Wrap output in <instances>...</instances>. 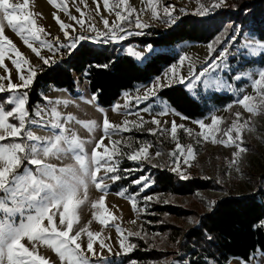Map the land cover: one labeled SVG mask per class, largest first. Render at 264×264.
<instances>
[{
	"label": "rangeland",
	"instance_id": "374dc122",
	"mask_svg": "<svg viewBox=\"0 0 264 264\" xmlns=\"http://www.w3.org/2000/svg\"><path fill=\"white\" fill-rule=\"evenodd\" d=\"M243 1L223 0L221 7L214 8L208 15L201 16L198 14L201 5L211 8L219 0H129L126 5H119V0H109L110 5H119L117 9L111 11L104 6L103 0H29V8L26 11L33 13L36 26L43 29V31L39 33L40 39L37 40L27 31L21 33L12 30L5 22L4 34L13 42L15 47L5 52V60L0 62V77L8 76L10 70V80L0 79V83L4 84L5 87L9 82L20 83L18 79L19 70L11 63V58L14 57L16 50L30 62L31 67L37 71V74L45 68L42 60L32 48L27 46L25 40L33 48L38 49L43 57L54 59L66 57V51L61 50L59 54H55L54 49H50L44 44V41L55 43L56 38H59L62 43L68 42V38L63 34L65 30L60 27V23L55 19L57 16L60 17L61 21L70 25L69 34L75 36L83 30L79 24L73 21L72 17H76L77 20H84L86 22L85 28H87V23H93L98 29L104 31L103 19H108L111 25L113 21L118 20L115 16L116 10L127 15L129 11L135 9V15L132 17L133 21L138 15L141 21L150 25V27L142 30L136 29L134 24H125V27L131 31L146 32V30L153 27L169 28L189 14L197 17H210L225 10H234L236 7V10H238L241 9ZM259 1H262L263 5L258 9L257 7L252 8L251 16L247 19L246 24H244L245 15L242 14L239 21L234 20L235 23L231 20L225 21L220 33L215 35L208 43L186 40L178 44L175 48V52L179 56L176 62L167 67L161 75L155 77L150 83L143 84L134 91L124 92L110 107L98 104L95 95L88 88L87 81L82 78H77L78 85L74 94L66 88L52 87L44 95V98L47 97V99H43V101L33 106V109L39 108L42 110L43 119L33 115H30V119H38L41 123L43 120L54 119L51 116V109L55 107L61 113L62 125L84 142V153L89 158H91L95 144L104 137L103 120L105 116L112 124H122L126 119L139 122L141 116L145 121H148L144 125L143 131L133 130L131 132L112 133L110 130L109 136L104 138L101 147L96 149L103 152L104 146H107L111 151L113 150L112 142L120 141V144L115 145V148L119 149L114 157L117 172L106 174L105 168L102 167L97 174V176H105L104 184L107 185V188L104 190L97 189L95 182L90 177H84L87 184L86 194L84 186H81L78 195L83 203L77 208V220L74 222L73 232L70 234L75 235L76 232L85 229L81 232L80 239L77 242L82 245V250H85L91 264H130L133 260L139 264L140 260H136L132 254L136 250L144 248L157 249L161 253L159 257L149 259L148 264H188L187 261L177 258L181 240L179 242L174 241L173 229L160 228V224L172 223L187 229L197 224L196 213H207L212 210L214 203L211 202H217L230 195H251L260 188L264 190V92L257 89L254 84L259 71L264 69V47H262L264 40L259 35L262 29L260 19L264 17V1ZM12 2L23 3V0H12ZM97 3L99 4L98 11ZM166 6L171 14L170 16L165 13ZM228 17L230 18V15ZM231 18H233V15H231ZM172 20H175V23H172ZM73 29L75 30L73 31ZM234 31L237 39L235 41L229 40L228 38ZM83 34L90 37L89 41H104L107 39L106 37L95 36L91 31H83ZM135 36H129L123 41H112V43H119L126 52L129 48H132L133 51L143 53V58H138L142 61L150 54L151 47L131 45L128 41L133 40ZM4 47L9 48V45L5 43ZM222 49L228 50V57L226 61L220 62L218 70L210 72L199 81L192 80L191 88L187 86V83L182 85L195 97H198L201 92L205 95L211 93L231 94L233 96L232 101L226 106L213 108L207 116L202 118L187 117V119H184L185 115L179 113L159 96V92L163 87L157 89L158 94L155 99L141 103L139 105L140 110H138L135 97L143 96L156 83L157 78H159L161 84L169 86L180 84L175 77L169 80V73L172 71L173 66H176L177 76L183 75L187 81V78L191 77L193 72L199 73L206 63H211L210 57L220 53ZM182 58L183 63L181 64ZM22 66L25 69V75H27L29 64H22ZM206 84L210 87H206ZM7 95V93L0 95V99ZM243 95L252 97L251 100L246 102L253 109L251 112L238 103ZM146 106L151 108L150 112L142 111ZM165 106L168 107V112L160 115L161 109ZM32 110H30V113ZM236 113H240L239 118H237ZM67 116H71L72 120H66L65 117ZM154 116L162 121L160 128L166 129L165 131L157 130L154 134L147 131V129L157 127L150 122ZM217 116L222 118L217 126L219 130L214 133L217 140L227 139L224 133L232 128L234 123L241 128L242 147L246 151L242 152L240 157L234 156V153L238 150L236 145L226 146L222 143H213L211 135L205 141L199 135L203 130L199 128L196 121L211 124L212 118ZM172 121H175L177 125H185V129L178 128L175 140L172 139L170 131ZM187 128L193 130L191 136L188 135ZM27 130L44 138L59 134L63 129L33 126ZM236 135V132L233 131L232 136L235 138ZM110 136H113V138H110ZM69 139H71V136H69ZM197 141L199 142L197 143ZM141 142L151 145L149 149L151 164L158 165V167H149L148 162L129 161L120 154H130L140 146ZM177 143L184 145L185 149L187 145L192 144L195 159L185 164L184 157L180 156V150L176 148ZM79 151L77 149L75 152L66 154L59 159L49 157L46 158V162L53 163L58 168L78 167L75 155ZM156 152H160L161 155L156 156ZM172 152L177 153L175 158L171 155ZM176 163L180 164L181 169L189 178L199 177L211 181L214 185L208 188L195 189L189 195H176L168 192L146 193L151 187L143 192L139 191V186L137 191L132 188L134 185L132 181L141 175L150 176L153 180L151 175L153 169H167L178 175L172 171ZM137 167L143 168L144 171L127 172L129 169ZM128 173L135 175L134 180L130 183L131 185L119 187L117 191H111L112 185L116 184L113 183L115 181L110 177L116 174L123 177V174L126 176ZM149 195L153 199L146 202L145 197ZM133 196L136 199L135 206L132 203ZM100 199L104 200L103 208L96 204ZM156 203H172L191 209L195 214L178 217L168 213H160L153 209ZM98 212L105 213L106 223H100L97 218ZM152 216H158L159 219H153ZM55 219L59 226L58 214ZM118 228L123 230L125 236L129 232L139 231L141 233L140 237L130 236L126 241V243L130 242L137 246L133 252L124 253V250L119 246L121 236L117 231ZM87 231L101 233V236L93 244L95 255L86 251ZM101 240L111 247V251L108 248L102 249L100 247ZM22 243H25L30 249L33 248L27 238H24ZM34 251L38 255L44 256L50 264H69L68 261H61L54 248L50 245H44L42 241L35 245ZM124 257L126 263H124ZM262 260H264V251L257 250L250 260L235 256L231 257L227 264H261ZM5 264H7L6 261ZM210 264L219 263L211 261Z\"/></svg>",
	"mask_w": 264,
	"mask_h": 264
},
{
	"label": "snow or ice",
	"instance_id": "6c2138e0",
	"mask_svg": "<svg viewBox=\"0 0 264 264\" xmlns=\"http://www.w3.org/2000/svg\"><path fill=\"white\" fill-rule=\"evenodd\" d=\"M128 2L129 0H119V5H126ZM103 4L110 11L119 7V5H110L109 0H103ZM222 4L223 0H219L211 8L201 5L198 9V14L201 16L208 15L212 9L219 8ZM28 8L29 0H23V3H13L12 0H0V62L5 60V52L15 47L13 42L4 34L5 22L14 31L21 33L27 31L37 40L40 39L39 33L43 29L36 26L33 13L26 11ZM98 10L99 4L97 3ZM135 12L136 10L132 9L127 15H124L121 11L116 10L117 21H113L110 25L108 19H103L104 31L98 29L93 23H87V28H85L86 22L84 20H77L76 17H72V19L80 25L83 31H91L95 36L106 37L107 39L103 42L111 43L112 41H123L129 36L145 34L143 31H131L125 27V24H134L135 28L140 30L150 27V25L143 23L138 15L133 21L132 17ZM165 13L169 16L171 15L167 6ZM81 15L83 16L82 12ZM55 19L60 23V27L65 30L63 34L68 38V42L62 43L59 38H56L55 43L44 41L48 48L54 49L55 54H59L61 50H64L70 58L92 54L89 50L84 49V43L90 39L89 36L84 35L83 31L78 35L72 36L68 31L70 25L61 21L59 16L55 17ZM171 22L175 23V20ZM228 39L233 41L237 39L235 31ZM5 43L9 45V48L4 47ZM25 43L42 60L43 65L49 66L53 72L63 70L62 59L43 57L38 49L28 44L27 40H25ZM262 47H264V44H262ZM128 52L135 58L142 59L144 56L143 53L133 51L132 48H129ZM227 57L228 50L222 49L220 53L210 57L211 63H206L199 73L193 72V75L187 78V81L183 75L177 76L175 72L176 66H173L172 71L169 73V80L175 77L178 83H187V86L191 88L192 80L199 81L210 72L218 70L220 62L226 61ZM11 63L19 70L18 79L20 83L9 82L7 87L0 83V95L8 94L3 99H0V264H5V261L7 264H50L44 256L38 255L34 251L35 245L41 241L44 245H50L54 248L55 252L59 254L61 261H68L69 264H91L85 254V250H82V245L77 242L80 239L81 232L85 231V229H81L75 235L70 234L73 232L74 222L77 220V208L83 203V200L78 195L81 186H84L86 194L87 184L84 177H90L95 182L97 189L104 190L107 188V185L104 184L105 176H97V174L102 167L105 168L106 174L117 172L114 157L119 152V149H116L115 145L120 144V141L112 142L113 150L111 151L107 146H104L103 152L96 149L101 147L104 138L109 136L110 130L112 133L131 132L133 130L143 131L144 125L148 121H145L141 116L139 122L126 119L122 124H112L105 116L103 120L104 137L95 144L91 158H89L84 153V142L62 125L60 120L61 113L55 107L51 109V116L54 118L52 120H43L41 123L38 119H30V115L43 119L41 109L35 108L30 113L28 107L30 101L28 89L35 82L37 71L31 67L30 62L18 50L15 51L14 57L11 58ZM182 63L183 58L181 59ZM22 64H29L27 75H25V69ZM100 67L107 68L109 65H100ZM0 79L10 80V70L8 76L0 77ZM254 84L257 89L264 92V69L259 71L258 78L254 80ZM167 86L169 85L161 84L159 78H157L156 83L143 96L135 97L138 110H140L139 105L141 103L157 97V89ZM206 87H210V85L206 84ZM44 99H47V97ZM251 99L252 97L243 95L238 103L251 112L253 109L246 103ZM142 111L150 112L151 108L146 106ZM167 112L168 107L165 106L161 109L160 115H164ZM236 116L239 118L240 113H236ZM65 119L72 120V117L67 116ZM184 119H187V117ZM221 119L218 116L213 117L211 124L196 121L199 128L203 130L199 135L205 141L211 135L213 143H222L226 146L236 145L238 150L234 153V156L240 157L241 153L246 151L242 147L241 128L234 123L232 128L224 133L227 139L217 140L214 133L219 130L217 126ZM150 122L157 126L155 129H147L150 134H154L157 130L161 132L166 130L160 128L162 121L155 116ZM33 126L63 130L52 137L42 138L27 130ZM178 128L185 129V125H177L175 121H172L170 131L173 140L177 137ZM186 131L189 136L192 135L193 130L191 128H187ZM233 131L237 134L235 138L232 136ZM69 136H71V139H69ZM65 144L67 146H64ZM150 147L151 145L141 142L140 146L130 154H120L129 161L148 162L149 167H158V165L151 164ZM176 148L180 150V156L184 157L185 164L195 159L192 144L187 145L185 149L184 145L177 143ZM77 149L80 150L75 155L78 167L67 166L58 168L55 164L46 162V158L56 157L59 159L66 154L75 152ZM160 155V152H156V156ZM171 155L175 158L177 153L172 152ZM143 171L144 169L139 167L127 170V172ZM172 171L176 172L181 179H189V176L181 169L179 163L175 164ZM110 178L113 181H118L123 177L116 174ZM132 183L138 185L139 191L143 192L149 189L154 181L150 176L141 175ZM152 199L151 195L145 197L146 202ZM132 203L133 206L136 205L135 196L132 197ZM96 204L103 208L104 200L100 199ZM57 214L59 215V226L55 219ZM97 218L101 224L106 223L105 213L98 212ZM117 231L121 236L119 246L124 250V253L133 252L137 246L130 242L126 243V241L130 236L140 237L141 233L139 231L129 232L125 236L122 229L118 228ZM100 236V232L87 231V252L95 255L93 244ZM24 238H27L33 245L32 249L22 243ZM100 247L102 249L108 248L111 251V247L105 244L103 240L100 241ZM130 264H138V262L133 260ZM261 264H264V260H262Z\"/></svg>",
	"mask_w": 264,
	"mask_h": 264
},
{
	"label": "trees",
	"instance_id": "16d2710c",
	"mask_svg": "<svg viewBox=\"0 0 264 264\" xmlns=\"http://www.w3.org/2000/svg\"><path fill=\"white\" fill-rule=\"evenodd\" d=\"M258 1L244 0L241 9L236 10V7L234 10H225L210 17L189 14L166 29L149 28L145 34L136 35L133 40L128 41L131 45L151 47L150 54L142 61L124 51L119 43L87 40L84 49L89 50L91 55L72 58L66 55L57 59L63 61L62 71L53 72L49 66H45L37 74L35 82L28 89V107L32 110L36 103L43 101L44 95L52 87L66 88L74 94L78 85L77 78L87 81L88 88L95 95L99 105L110 107L124 92L134 91L139 86L150 83L176 62L179 56L175 48L181 42L191 40L208 43L220 33L225 21H239L242 14L245 15L246 24L252 8L258 9L263 5L262 1ZM260 21L262 29L259 35L264 40V17ZM105 64L109 67H100ZM159 96L179 113L193 119L207 116L213 108L224 107L233 98L231 94L205 95L203 92L195 97L182 84L164 87ZM151 175L154 183L146 193L189 195L195 189L214 185L211 181L199 177L181 179L167 169H153ZM134 177L131 173L126 176L123 174L122 179L113 182L116 185H112L111 191L131 185ZM137 187L138 185L132 186L135 191L138 190ZM153 209L178 217L195 214L191 209L172 203H156ZM195 216L197 224L187 229L172 223L159 225L163 229H173V240H181L177 258L187 261L188 264H210L211 261L227 264L231 257L250 260L257 250L264 251V190L261 188L251 195L224 197L213 204L211 211L199 212ZM152 218L159 219L158 216ZM132 255L136 260H140L139 264H148L149 259L157 258L161 253L157 249L144 248L136 250Z\"/></svg>",
	"mask_w": 264,
	"mask_h": 264
},
{
	"label": "bare ground",
	"instance_id": "6f19581e",
	"mask_svg": "<svg viewBox=\"0 0 264 264\" xmlns=\"http://www.w3.org/2000/svg\"><path fill=\"white\" fill-rule=\"evenodd\" d=\"M110 138H113V136H110Z\"/></svg>",
	"mask_w": 264,
	"mask_h": 264
}]
</instances>
